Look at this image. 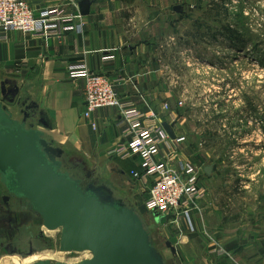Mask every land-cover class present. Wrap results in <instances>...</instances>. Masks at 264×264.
Wrapping results in <instances>:
<instances>
[{
  "label": "rangeland",
  "instance_id": "1",
  "mask_svg": "<svg viewBox=\"0 0 264 264\" xmlns=\"http://www.w3.org/2000/svg\"><path fill=\"white\" fill-rule=\"evenodd\" d=\"M184 1L185 12L152 27L155 62L149 66L154 74L150 85L157 90L136 96L138 105L165 123L170 124L168 116L175 115V145L196 166L217 207L209 218L204 208L197 215L199 233L213 235L226 247L217 231L223 238L239 237L241 223H252L259 203L264 208V0ZM228 30L235 32L233 37ZM10 108L16 118H24L17 107ZM118 180L113 179L122 184ZM140 194L144 203L148 193ZM242 205L251 208V218H241ZM140 207L156 247L169 256L166 243L178 240V223ZM261 218L264 221V214ZM60 234L48 233L52 251L36 255L51 258L53 264H75L92 257L88 252H60ZM237 245L233 248L232 243L229 249ZM32 257L0 249V264H30Z\"/></svg>",
  "mask_w": 264,
  "mask_h": 264
},
{
  "label": "crops",
  "instance_id": "2",
  "mask_svg": "<svg viewBox=\"0 0 264 264\" xmlns=\"http://www.w3.org/2000/svg\"><path fill=\"white\" fill-rule=\"evenodd\" d=\"M27 1L36 12L59 6H66L72 11L74 5L78 6L80 12L83 0ZM90 1L93 2L90 13L87 16L80 13L82 26L77 32L47 39H35L19 31L6 34L7 40L0 41V101L4 83L9 82L7 88H19L16 103L7 104L10 110V107L15 106L22 111L23 105L19 101L30 104L34 108L33 112L38 117L42 114L51 127L46 132L57 146L69 155L84 159L98 174L108 173L112 180L118 182V179H122V184H117L119 189L138 196L147 193L149 187L143 182H136L131 175L133 171H144L140 158L135 156L121 160L109 155L111 150L123 142L120 111L117 108L97 110L92 117V121L97 124V129H94L92 121L88 122L84 117L85 80L71 79L69 68L83 66L92 73L120 80L121 83L116 87L118 94L133 100L140 110L147 112L142 105H138L136 94H154L157 90L153 91L150 85L154 74H150L149 66L155 62L151 42L152 27L175 14L181 15L175 11L176 7H183L185 12L186 1ZM2 34L4 32L0 29V36ZM107 57L115 59L106 62ZM171 145L173 148L162 150L166 156L171 152L184 156L180 154L175 142ZM207 173L211 175L210 171ZM2 193L0 186V195ZM210 194L203 206L207 218L217 209ZM241 207L244 213H241V218L242 215L251 218V208ZM257 207L252 223H241L239 237L228 235L223 238L219 236V228L217 233L213 231L226 247L220 246L213 235L207 237L199 233L200 226L198 232L191 233L187 223L179 221L180 235L176 243H173L177 255L174 256L167 248L171 264H264V221L261 218L264 208L260 203ZM206 223L211 228L209 219ZM232 243L233 248L238 245L237 249L231 251L229 245ZM215 245L218 249L226 250L228 255L221 258L211 255L210 250Z\"/></svg>",
  "mask_w": 264,
  "mask_h": 264
},
{
  "label": "water",
  "instance_id": "3",
  "mask_svg": "<svg viewBox=\"0 0 264 264\" xmlns=\"http://www.w3.org/2000/svg\"><path fill=\"white\" fill-rule=\"evenodd\" d=\"M92 4L80 3L82 16L89 15ZM175 11L182 14L183 7ZM8 83L2 86L0 101V249L27 258L20 249L36 242L38 235L53 249L47 234L60 231V252L92 255L75 264H168L141 213L145 203L57 146L48 137L51 127L43 115L38 117L27 102H18L24 118H16L7 104L16 103L20 89L7 88ZM163 126L175 140L173 126ZM166 247L177 255L172 242Z\"/></svg>",
  "mask_w": 264,
  "mask_h": 264
},
{
  "label": "built area",
  "instance_id": "4",
  "mask_svg": "<svg viewBox=\"0 0 264 264\" xmlns=\"http://www.w3.org/2000/svg\"><path fill=\"white\" fill-rule=\"evenodd\" d=\"M59 6L36 12L27 0H0V29L4 32L0 41L7 40V33L22 32L35 39L61 38L77 32L82 26L77 5ZM114 57L105 58L106 62ZM69 77L83 79L86 83L84 117L88 122L97 110L117 108L121 114L123 142L109 152L110 156L121 160L138 157L141 160L142 173L133 171L136 182L148 184L146 209L162 217H172L185 221L191 233L198 232L197 215L202 212L209 190L203 183L196 166L189 160L171 152L166 156L162 150L173 148L172 140L164 128V121L154 112H144L133 100L118 94L116 87L120 80H112L106 75L92 73L83 66L70 67ZM170 125L175 115H169ZM97 129V124L92 121ZM177 139V138H176ZM210 254L221 258L226 250L218 246Z\"/></svg>",
  "mask_w": 264,
  "mask_h": 264
},
{
  "label": "flooded vegetation",
  "instance_id": "5",
  "mask_svg": "<svg viewBox=\"0 0 264 264\" xmlns=\"http://www.w3.org/2000/svg\"><path fill=\"white\" fill-rule=\"evenodd\" d=\"M39 236V235H38ZM36 238V242L34 243H30L29 246H27V249H20L21 252H25V254H28V256H35L36 254H40L43 253L45 250L46 251H52V249L50 248L51 245H49L46 241L44 240H39L38 237ZM15 252H17V249L14 250ZM20 251L18 253H21ZM28 258V257H27Z\"/></svg>",
  "mask_w": 264,
  "mask_h": 264
},
{
  "label": "bare ground",
  "instance_id": "6",
  "mask_svg": "<svg viewBox=\"0 0 264 264\" xmlns=\"http://www.w3.org/2000/svg\"><path fill=\"white\" fill-rule=\"evenodd\" d=\"M85 253V252H84ZM71 254V253H70ZM62 255L64 256L65 254H63L62 253ZM55 257V256H54ZM16 258H14V260H15ZM45 260H49V261H51L52 262V259L51 258H47V257H43V256H33L32 257V263H30V264H35V263H37V262H39V261H45ZM20 264V263H19Z\"/></svg>",
  "mask_w": 264,
  "mask_h": 264
},
{
  "label": "trees",
  "instance_id": "7",
  "mask_svg": "<svg viewBox=\"0 0 264 264\" xmlns=\"http://www.w3.org/2000/svg\"><path fill=\"white\" fill-rule=\"evenodd\" d=\"M228 34L230 37H233V35L235 34V32L233 30H228Z\"/></svg>",
  "mask_w": 264,
  "mask_h": 264
}]
</instances>
